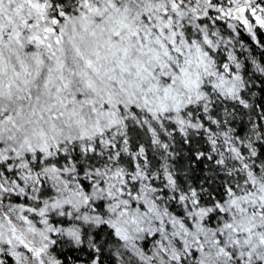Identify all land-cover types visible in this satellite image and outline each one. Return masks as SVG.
Returning <instances> with one entry per match:
<instances>
[{"label": "snow or ice", "instance_id": "1", "mask_svg": "<svg viewBox=\"0 0 264 264\" xmlns=\"http://www.w3.org/2000/svg\"><path fill=\"white\" fill-rule=\"evenodd\" d=\"M0 264H264V0H0Z\"/></svg>", "mask_w": 264, "mask_h": 264}]
</instances>
